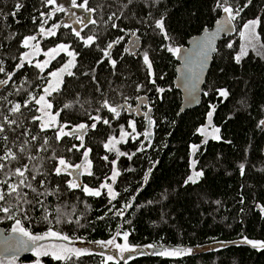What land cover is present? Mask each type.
Here are the masks:
<instances>
[{"label":"trees","instance_id":"16d2710c","mask_svg":"<svg viewBox=\"0 0 264 264\" xmlns=\"http://www.w3.org/2000/svg\"><path fill=\"white\" fill-rule=\"evenodd\" d=\"M17 4L21 5L18 10ZM218 4L231 6L233 15L235 9L243 10L235 16V32L218 45L202 105L181 113L182 95L174 83L178 55L168 49H181L191 37L213 27L225 14ZM89 7L96 9L92 13L96 23H88L80 37L70 26L62 25L41 43L43 52L63 44L76 55L73 75H66L60 90L48 97L53 115L59 112L58 125L66 124V131L81 123L89 126L82 141L76 136L58 141L57 127L41 129V121L33 122V116H40L34 102L14 116L8 109L15 103L24 105L33 95L39 97L49 74L66 62L67 54L61 53L45 70L35 67V63H25L16 70L24 53V39L44 25L54 24L62 15L47 19L52 10L47 0H0V66L6 73L15 72L8 85L0 88V113L19 123V127L13 125L15 132L6 133L7 147L16 151L19 159L7 163L11 169L25 163L30 168L33 164L40 167L45 175H36L33 186L41 192L59 186L58 194L39 197L51 213L49 219L59 207L64 218L72 222L57 224L53 220L50 225L42 219L44 207L28 204L23 206L27 218L19 213L16 218L33 234L52 227L62 235L89 243L106 242L119 236L117 232H127L129 242L138 249L119 264H264V249L244 243V238L264 242V0H251L250 4L248 0H89ZM160 19L164 20L163 31L156 27ZM252 20L260 23L255 29L256 38L249 33L250 39L241 33ZM88 36H95L91 45L84 43ZM133 36L140 38L135 51L129 45ZM105 51L110 56H105ZM145 53L151 68L144 62ZM237 56H241L239 62ZM112 60L116 61L114 67ZM0 79H7L5 73H0ZM220 91H226L227 96H221ZM141 95L151 100L146 120L136 113L137 131L142 138L128 139L117 153L109 151L105 147L109 140L119 137L121 130H129L132 115L125 105H137ZM105 101L117 108L119 116L105 107ZM65 104L72 107L64 108ZM209 113L219 129L218 139L204 140L198 132L207 124ZM97 116L100 121L91 118ZM104 119L109 124H104ZM25 129L29 134L21 136ZM149 131L152 135L146 136ZM33 134L37 139L27 145L25 153H19V146L25 139L31 141ZM44 137L48 138L47 151H38ZM193 146H199L195 169L203 173L195 183L188 179L193 177ZM4 147L5 142L0 141V156ZM87 149H91L87 158L92 175L81 170L78 182L99 189L109 181L116 163L119 174L114 184L118 193L115 199L105 190L98 197L80 189L70 190L66 181L73 177L55 174L59 158L72 165L81 164ZM28 155L39 159L29 162ZM0 179L4 177L0 175ZM42 179L44 188L39 185ZM25 191L27 199L35 204V193ZM121 210L123 214L117 215ZM14 224L15 219L0 212V227L7 230ZM161 246L192 251L179 256L153 254L161 251ZM18 258L24 263L37 260L32 253ZM41 261L66 264L51 256H43ZM116 262L106 263L102 255L88 253L67 264Z\"/></svg>","mask_w":264,"mask_h":264},{"label":"snow or ice","instance_id":"6c2138e0","mask_svg":"<svg viewBox=\"0 0 264 264\" xmlns=\"http://www.w3.org/2000/svg\"><path fill=\"white\" fill-rule=\"evenodd\" d=\"M131 2H132V0H129V3H131ZM47 3L55 5L57 3V0H47ZM248 3L250 4L251 0H248ZM72 5H73V7H78V8L83 9L86 13H93L96 11L95 8L89 7V0H83V2L79 3V4L77 3V0H72ZM217 6L222 7L223 12L228 14V20H226L225 23H227L231 19H235V16L239 15V13L243 10V9H239V8L235 9V15H233L234 9L231 6H223L220 4H218ZM20 7H21V5H19V4L16 5L17 10ZM245 7H247V4L245 5ZM56 11L63 12V11H65V8L63 6H60V7L56 8ZM13 15H15V13H13ZM86 20L88 21V23H92V24L96 23V20L88 19V17H77L74 22L79 23V24H83L85 27H87V23H85ZM259 23H260L259 20H252V21H249L248 23H246L244 25L245 33H250L253 38H256L255 29ZM55 27L58 28L60 26L56 25ZM113 27H115V25H113ZM156 27L163 31L164 27H165L164 20L163 19L158 20L156 22ZM40 31L42 33H44L45 35H55V32L52 31L51 29H49L47 32H45V30L43 28H41ZM73 31L77 37H80L79 31H76L75 29H73ZM219 31H223V25H221V28L218 29V32ZM218 32H217V34H218ZM245 33H241V35H244ZM164 34H165V36L167 35L166 32ZM213 38H214V36H213ZM36 39H37L36 36H30V37L25 38L23 41V47L28 48L30 46L29 41H34ZM81 39H83V38L81 37ZM94 40H95V36H88L87 39L84 40V43H85V45H91L94 42ZM116 43H119V40H117ZM228 46L231 47V44H229ZM33 47H35V46H33ZM111 47H112V45L109 44L108 48L110 49ZM168 50L175 52L177 55L180 53L179 48L169 47ZM62 51L67 52V54L69 56H72L73 60H74L75 54L71 51H68L67 46H65L63 44L59 45L57 48L51 49L48 53H46V55H48L49 57H54L55 54L62 52ZM104 54H105V56H110V53L108 51H105ZM203 54L206 58L207 52L205 51ZM245 54L246 53H244V52L241 53V55H245ZM28 56H29V53L23 54V57L21 59V63H19L16 66L17 71L24 67L25 61L28 64L32 63V61L30 59H28ZM143 59H144L145 64L149 68H151V62L149 60L147 53L144 54ZM240 59H241V56L236 57L237 62H239ZM2 63L3 62L0 61V65H2ZM48 63H49V61L46 60L43 63H37L35 65V67L43 70ZM111 63L114 67L116 64V61L112 60ZM72 67H74L73 61H68V63H66L58 71L51 72L50 75L55 78V82L49 83L47 87L43 88L44 95H40L38 98L33 95V96H31V98L28 101L25 102L24 105H21L20 103H15L8 109V112L14 116L17 113H21L22 107H28L29 104H32L34 102L35 105L40 106L38 111H40L42 113V115L33 116L32 119H33V122L41 121V123L39 124V127L41 129H47V128L52 127V126H56L58 128L56 135H55L56 140L59 141L65 136H76L77 138H79L82 141L89 126L87 124L81 123L78 126H76L75 128H73L71 131H65L64 128L67 127V125L66 124L65 125H58V122L56 120V116L59 115V112H57L55 115H53V113L50 111L53 108V104L47 99V97L51 96L52 93L58 92L60 90V85L62 83L63 74L66 73L69 76L73 75V73L69 70ZM0 73H5V75L7 76V79H0V86H7L9 81H11L12 77L15 75V72L6 73L5 68L3 66H0ZM153 83H154V81H153ZM161 91H163V89H161ZM220 95L221 96H227V92L226 91H220ZM63 107L64 108H70V107H72V105L65 104ZM105 107H109V110L111 112H113L117 116H119L120 113L117 110V108L108 106L106 101H105ZM121 108H123V106H121ZM61 110H63V109H61ZM145 115L147 116L148 114L145 113ZM0 117H2V119H0V141L5 142L4 154L2 156H0V175H2L4 177V179H0V212H3L6 215V218L15 219V227L12 228V232L18 233L20 237L26 238V239L17 241V243L12 246L13 249L19 250L20 248H23L26 251H35L37 256H52L57 261H64V262H66V264L68 261H72L74 257L78 258V257L84 255L85 250L70 247L67 244H54L50 247L45 246L44 244L41 243L42 241H45V240L67 241V240H69V237L67 235H62L59 231H54L52 227H49L48 230L44 234L35 235L23 226L21 219L16 218V215L18 213L23 214V218H25V219L27 218V210L23 206L25 204H28V205H32L33 207H35L36 205H40L41 207H44L45 208V214L42 217V219L44 222L49 223L50 225L52 224L53 220L57 224H59L61 222H64V223H71L72 222V221L66 220L64 218L65 214L62 211V209L59 207L54 209L55 215L52 217V220L49 219V216L51 215V213H49L47 211L43 200H40L39 197H42V196L47 197L49 195L58 194L59 193V186L57 185L51 191L46 189V188L42 192L38 191V189L33 186L32 182L36 180V175H41V176L45 175L41 171L40 167H37V165L33 164L30 168L29 164L25 163L24 165L16 167L14 169L10 168L9 163H7V162L17 161L19 159V157L17 156L16 151H13L7 147L8 136L6 133L8 131L15 132L16 128H14L13 125H16L17 127H19V123L16 119H10L9 115H5L3 113H0ZM91 118L93 120L100 121V117H98V116L97 117H91ZM210 118H211V113H209V119ZM103 123L109 124V121L107 119H104ZM151 123L152 122L150 120V125H151ZM261 123H264V121H262ZM95 126H96L95 124L91 125L92 128H95ZM130 126H131L133 132H135V128H136L135 123H132ZM215 131L218 132L219 129H216ZM28 134L29 133H28L27 129H25L24 131H22L20 133L21 136H27ZM127 135H129V133H127V132L123 133V136H127ZM145 135L149 136L150 133H145ZM36 139H37V136L34 134L31 137V141L25 139V141L17 149L18 152L21 154L25 153L27 145L30 144L32 141H35ZM115 143H116L115 138H113V141L111 142V147H114ZM47 146H48V138L44 137L42 144L39 145L37 150L38 151H47ZM75 147L76 146L73 145V148H75ZM80 147H83V144H81ZM105 147L109 148L111 150V147L109 144H106ZM193 148L195 149V146H193ZM71 150L72 149H69V151H71ZM90 151H91V149H87L83 153L84 163H81V164L72 165L71 163L67 162L64 158H59L58 159V165L59 166L55 167L54 172L56 175H61V174L66 173L68 176L73 177L71 180L66 181L67 187L70 190L80 189L88 195L98 197L102 194L99 189L94 190L92 188H89L86 185H81L78 182L79 177L81 174H83V172H86L88 175H92V172L90 171L91 162L87 158L88 152H90ZM119 155H125V153H119ZM53 158H55L54 155H53ZM27 159L29 162H31V161L38 160L39 157L33 156V155H28ZM104 159L106 160L107 157H104ZM6 168L8 169V171H5ZM243 168H244V166L241 165V174H243ZM81 170H83V172ZM26 173H28L31 176V179H29V176L26 175ZM118 174L119 173L113 174V176H112L113 181L115 180V177ZM201 175H203V173L199 172L196 174V177H199ZM13 177H16L17 179L13 182H10V181H12ZM188 179L192 183L196 182V179L194 177H189ZM44 182L45 181L43 179L39 182L40 188H44ZM100 188H106L107 194L112 199H115L116 196L118 195V193L113 191V188L111 187V185H109L107 183L101 184ZM25 189H29V190H31V192L35 193L36 198H37L35 201V204H33V201H30L27 199L28 192L25 191ZM5 205H7V206H5ZM125 207H131V205H125ZM261 211H264V208H261ZM122 214H123L122 210L117 213V215H122ZM76 223L78 224L79 221H76ZM117 235H120V233L117 232ZM128 235L129 234L127 232H125L123 234V239L125 242L128 240ZM98 243L101 245V247H104L105 245L114 246V248L118 249L119 252L121 253L120 259H124L123 253L136 251L135 248L129 247L127 243L117 244L115 241V238H113L107 242L101 241ZM244 243L251 244L253 247H256V248L264 249V242H256V241H251V240H248L247 238H244ZM148 247L152 248L153 245H148ZM191 251H192L191 249H187V250H185V249H174V250L170 251L167 249H163L161 246V251L153 253V254L161 255V256H179L181 254L190 253ZM12 259L15 260L16 256L13 255ZM114 259L115 258L111 255L107 256L108 261H113ZM0 264H4V261L2 259H0ZM36 264H40V261H37ZM116 264H119V261H117Z\"/></svg>","mask_w":264,"mask_h":264},{"label":"rangeland","instance_id":"374dc122","mask_svg":"<svg viewBox=\"0 0 264 264\" xmlns=\"http://www.w3.org/2000/svg\"><path fill=\"white\" fill-rule=\"evenodd\" d=\"M60 6H63L65 8V11H63V12L56 11V8L60 7ZM56 14H61L62 15L61 18L58 21H56L54 24H52V25H49V26L44 25L42 28L45 30V32H47L49 29H51L52 31H54L56 33V31L58 29L57 27H55L56 25H59V26H62V25L70 26L72 29H75L76 31L80 32L85 26L83 24L75 23L74 21L76 20V18L77 17H88V19H92V13H86L81 8L73 7L72 0H57V3L55 5H52V10L48 14V18L47 19L54 20L53 18H54V15H56ZM43 15H44L43 19L45 20L46 18H44V17L46 15L45 14H43ZM85 23L88 24V21L86 20ZM243 33H245V30L243 31ZM245 35H248V37L251 39V37L249 36L250 35L249 33H245L244 36ZM33 36H36L37 39L34 40V41H29V45L30 46L28 48L24 49V53H29L28 59H30L32 61V63H35V64L43 63L46 60L49 61V63L45 66V68L43 70H45L47 67H49L50 63L55 58H57L61 53H66L67 54V52H63L62 51V52H59V53L55 54L54 57H49L48 55H46V53H48L51 49H49L46 52H43L41 43H42V41L45 38H48V37H50L52 35H45L41 31H39L36 34H34ZM138 43L139 42H137V40L133 36V41L129 45H131V48L135 51V50H137ZM33 46H35V47H33ZM65 46H67V45H65ZM57 47H54V48H57ZM67 48H68V51H71V52H73L75 54V52L73 50H71L69 48V46H67ZM42 54L44 55L43 59L40 58V56ZM67 56H68V58H67L66 62L60 68H62L66 63H68V61H73L74 66H75V64H76V55H75L74 60H73L72 56H69L68 54H67ZM22 57H23V55H22ZM22 57H21V59H22ZM25 63H27V62L25 61ZM60 68H58V69H56L54 71H58ZM73 68L74 67L70 68L69 70L72 72ZM66 75H67L66 73L63 74L62 83H63V80H64ZM54 82H55V78L52 77L49 74V78L47 79V83H46V85L44 87H47L49 83H54ZM62 83H61V85H62ZM61 85H60V87H61ZM40 95H44V92H42ZM48 97H47V99H48ZM142 97H143V95H141L138 98V101ZM149 101L151 102V100H149ZM149 105H151V104H149ZM37 106H38V108L40 107L39 105H37ZM128 106L134 108L136 105L130 104ZM147 112H148V107H144L142 109L143 116H141L143 119L147 118L146 115H145V113H147ZM40 115H42L41 112H40ZM131 115H132V119L129 121V130H123V131L121 130V134H120L119 137H113V138H115V141H116V143L114 144V147H111V142L113 141V138H111L109 140V142L107 143L111 147V150L109 148H107L109 151L117 153V152H119L118 148L120 147V144L126 143L128 139H131L132 141H134L136 139H141L142 138V134L137 131L138 126H137L136 121H135L136 112H132ZM132 123H135V125H136L135 132H133V130H132L131 126H130ZM52 127H56V126H52ZM52 127H49V128H52ZM216 129H218V128H216L214 126V124H213L212 113H211V118L210 119H209V116H208L207 124H205L203 127H201L198 130V132L202 135L204 140L218 139L219 136H220V133H219V131L218 132L215 131ZM124 132L129 133V135L123 136ZM148 133H150V135H152L151 131H149ZM142 143H146V139H143ZM198 148H199V146H195V149L192 148V169H193V177L194 178H196V174L199 173L195 169V159H194V156H195L196 152L198 151ZM114 173H119V170L117 168V164L116 163H115L114 169L112 170L111 175L109 176V181L104 182V183H107V184L111 185V187L113 188V191L115 192L114 184L117 181V176L118 175H116L115 180L113 181L112 180V176H113ZM199 178H200V176H199ZM96 189H94V190H96ZM99 190L101 192H102V190H105L107 192L106 188H99ZM13 227H15V224L11 228L7 229L6 232H8V233L12 232V228ZM41 234H44V233H41ZM41 234H35V235H41ZM67 236L69 237V240H67V241H63V240H45V241H42L41 243L44 244L45 246H49V247L54 245V244H67L70 247H74V248H79V249L85 250V254L97 253V254H100V255H102L104 257V261L106 263L109 262L107 260V256H109V255H111V256H113L115 258L113 261H119V260L128 259L130 257V255H132L133 253L136 252V251H134V252H125V253H123L124 259H120L121 253L119 252L118 249H115L114 246H112V245H105L104 247H101V245L98 243V242H101V241H98L96 243H94V242L89 243V242H85L84 240L76 239V237H72V236H69V235H67ZM114 238H115V241H116L117 244L127 243L129 247L135 248L136 250L138 249L137 247L132 245L129 242V240H127L125 242L124 239H123V235H119V236H116ZM163 249H166V248L163 247ZM145 250H149V249L145 248ZM167 250L171 251V250H174V249H167ZM31 253L37 257V260L35 262H33V263H24L18 257H16V259L13 260L12 259L13 256H4L1 253H0V259H2L4 261V264H36L37 261H40V264H42L41 259H42L43 256H37L35 251H32Z\"/></svg>","mask_w":264,"mask_h":264},{"label":"water","instance_id":"95a60500","mask_svg":"<svg viewBox=\"0 0 264 264\" xmlns=\"http://www.w3.org/2000/svg\"><path fill=\"white\" fill-rule=\"evenodd\" d=\"M226 20H228L227 13L223 14L214 23L213 27L205 28L201 34L191 37L187 45L180 49V53L177 56V75L174 83L175 88L182 95L181 113L198 108L203 103L204 86L211 71L215 54L218 51V45L223 38L229 37L235 32L234 19L225 23ZM221 25H223V31L218 32ZM134 38L137 41L140 40L139 37ZM205 51L207 52L206 58L203 54ZM2 87L0 86V88ZM148 102L149 98L143 96L134 108L128 105L125 106L129 113L136 112L139 116H143L141 109ZM23 239L26 238L20 237L18 233H8L4 228L0 227V253L4 256L15 255L16 257H25L31 254L32 251H26L23 248L19 250L13 249L12 246Z\"/></svg>","mask_w":264,"mask_h":264},{"label":"flooded vegetation","instance_id":"af4514ba","mask_svg":"<svg viewBox=\"0 0 264 264\" xmlns=\"http://www.w3.org/2000/svg\"><path fill=\"white\" fill-rule=\"evenodd\" d=\"M147 106H148V104H147V105H143L142 109H143L144 107H147ZM142 109H141V112H142Z\"/></svg>","mask_w":264,"mask_h":264},{"label":"bare ground","instance_id":"6f19581e","mask_svg":"<svg viewBox=\"0 0 264 264\" xmlns=\"http://www.w3.org/2000/svg\"><path fill=\"white\" fill-rule=\"evenodd\" d=\"M82 185V183H80Z\"/></svg>","mask_w":264,"mask_h":264}]
</instances>
